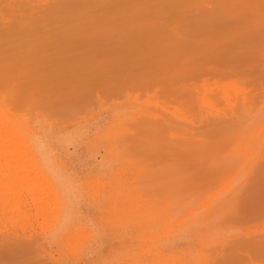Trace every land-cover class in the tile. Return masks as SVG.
<instances>
[{
	"label": "rangeland",
	"instance_id": "374dc122",
	"mask_svg": "<svg viewBox=\"0 0 264 264\" xmlns=\"http://www.w3.org/2000/svg\"><path fill=\"white\" fill-rule=\"evenodd\" d=\"M77 1L80 4H83L82 2L84 0H75L73 3L75 4ZM96 1H99L101 7L105 9L102 10L100 7L98 10L92 11ZM176 1L178 0H166L164 2L165 4L163 5L162 10L165 9L166 13L161 17L163 18L164 16L170 14H175L176 16V13L182 9H184L185 15L182 17H177L175 20L173 19L174 17L171 16V22L168 23L167 27H162V25L159 24V26L156 27V30L160 31L153 32H147L144 27L142 28V26L129 27L130 31L123 33L125 31L123 26L125 25L123 23L125 19L123 17V12H125V10H132V12H136L140 17L151 16L155 18L158 16L156 12L152 10V8L155 7V5L160 4V1L88 0V2L91 3V7L87 5V7H90L87 8V11H89L88 17L89 19L94 17V22L88 20L86 25L82 26V29L77 28L78 31L76 30V32L71 33V23L62 21L60 13L71 6L70 2H72V0H0V56H4V58L1 57L0 59L1 61L2 59L4 60V66L6 64V69L9 66L7 71L12 70L10 68L12 67V72L15 70L18 73L17 74L15 72L16 75L13 73V76H11L9 75V72H7L8 75L6 80L10 77L8 81L13 83L17 75L19 79L21 77V84L20 82L18 83L19 86L17 83L16 84L19 87V90H22L21 92L19 91L18 94L24 96V99L21 97L23 100H21L22 103H24L25 98L29 99V102L33 101L34 104L37 101L39 102V98L41 100L44 99L45 102V93L39 94L38 92V94H36L37 91L40 90L39 86L42 87L44 84L50 88H47V91L50 95L52 93L51 89L53 90V94L56 92V95L52 96L55 98V101H57L55 103L52 100L49 101V98H47L45 105L40 101L39 104L42 103L41 106L43 108H47V106H49V109L51 110L52 108L50 105L52 103L58 107V103H60L58 100L63 101L65 104L68 103V100H71L69 103L74 102L73 105H71L72 107L66 108L69 110V112H66L67 110L62 111V113L66 112L67 116H61L62 118L60 117V126L58 123L59 121L57 122L55 120L56 118L54 119V115L51 114L50 110L44 109L45 111H48V113L46 111L47 114H51V118H53L56 122L55 125L57 124L59 126L57 127L56 125L53 130L54 132L52 131V133H54V137L57 136V138H59L61 141L58 147L64 159L70 165L81 169V171H85L83 174L84 176H88V172H93L92 175L99 172V161L101 160L100 155L97 154V151H94L96 149H94L95 147H92L91 145L94 143V135H96L97 130H108L109 127H111V116L114 112V107L118 108L119 103H121L119 108L123 107L124 104L125 106L127 104L130 105L128 103L129 99L127 98V93L133 95L134 99L141 95L140 98L143 102L141 100L140 101L142 104L147 103L144 102L145 98L147 101H150V97L153 96H148L146 94L147 92L142 93L143 90L140 89L143 88L145 90L149 85L156 89V85H154L156 83H154L155 79L147 80L143 83L141 81V71L137 70L138 67L141 70L146 69V71L147 68L152 66L155 67V65L161 67V64L170 60L173 55L178 56L184 52H187L190 44H198L200 42L198 40L205 35L211 39H217L218 36L219 38L226 36L225 38L231 37L229 42L225 43L223 46L219 45L216 49H218V52L220 53L229 52L231 57L225 58L223 55L220 57V59L214 60L217 62H213V64H215L214 67H217V75L213 74L209 77L206 76L209 72L207 67L205 68L206 65H203L204 67L202 66V69L196 72L202 75L198 79L206 76L205 78H209L210 80H218L219 78L217 76L223 75L224 73L227 74L229 72L228 74H231V77H229L227 81L230 79L236 80V78H243L241 73H244V70L247 69L250 72L251 70H255L256 73L258 72V78H262L264 76V57H262L264 53L261 52V50L264 49V43H256L257 40H260L258 38L259 35L257 34L263 31L262 28L264 27V11H261L258 8L259 6L256 4L259 2L260 4L264 5L263 0H246L247 2L243 4L240 3V0L239 6H241V10L235 11L233 13L234 16L232 17H228V15L221 10L223 5H214L211 3L214 5L212 6L208 2L193 7L189 4L188 0H180V3H176ZM237 2L238 1H236V5ZM197 3H199L198 0L195 2V4ZM78 12V8H76L75 15H78ZM98 12L100 14H98ZM102 12L106 13L104 16L105 19H102ZM91 14L93 17H90ZM113 15H115L114 20L118 22L117 24L113 23V21L110 19ZM100 19L103 20V23L99 22ZM175 22H178L180 25H182L179 30L177 29L178 31H174L173 29V23ZM210 24L214 28L216 27L214 31L211 30L213 27H210ZM116 25V28L112 27ZM243 26L249 27H247L245 30V28L242 29ZM163 28H165L166 35L168 37L165 36L166 39L161 40L159 39V33ZM236 28L238 30H236ZM244 30L247 33H245ZM199 32H201L202 37L198 36ZM203 32L205 34L204 36ZM211 32H213V34ZM234 32L235 35L232 34ZM130 33L132 34L131 38L135 37L137 42L133 41V39H130ZM125 34H127V37H123ZM173 35H176L174 40H172ZM155 40L157 41L156 47L152 45ZM176 46H178V48L174 50L173 48ZM253 49H255V51ZM74 52L77 53L75 54ZM80 58H82L83 61ZM128 59V63H130L129 66L128 63H126ZM173 60H175L173 63L177 62L176 57ZM253 60H256L257 62ZM11 61L14 62L13 64L15 65L18 63L17 66H12ZM98 62H101V66L99 65L100 68L93 65L95 63L100 64ZM0 64L2 66V68L0 67V70H2L4 68L3 61ZM248 64L250 67L247 66ZM18 65L28 66L26 67L27 70L22 67V69H24H21L23 74L21 72L19 73ZM29 66L32 69L29 68ZM89 66H95V69H102L104 74L101 75L102 73L100 74L99 71L98 73L97 71L93 70V68L92 70H88L90 69ZM211 66L212 65L209 67L211 68ZM14 67H18V70ZM28 68L33 70L35 75L32 73V71L28 72ZM146 71L143 73L146 74ZM37 72H39V75L42 79L44 77L43 85L40 84L42 79L40 80V76L37 74ZM90 72L92 74H90ZM29 73L33 74V76ZM97 73L100 74L101 77H98L99 75ZM99 78H102L103 81H100ZM110 78H112L113 81H111L112 79L110 80ZM19 79L18 81H20ZM23 80L30 84L36 83V85L39 82V86L32 84L29 85ZM32 80L36 82H32ZM14 82H16V79ZM97 82L98 84H96ZM102 82H104L103 85H101ZM22 84L26 85V87L28 86L29 90L27 89V91L29 93L30 89L31 92H35V89L37 87L39 88L36 89V93L33 95L34 97L35 95L38 96H36L38 100L35 98L37 100L36 102L34 99L31 101V98L33 97L26 95L28 94L27 91H25L26 94L23 92L26 87ZM152 84L154 86H152ZM68 85H70L71 88L67 90L66 87H68ZM157 86L160 87V85ZM79 87L82 89L85 87V90L83 89V93H81V88L79 89ZM109 87L115 91H111ZM44 88L45 87L41 88L43 92L45 91ZM149 89L150 88L146 90L150 91ZM152 90L153 89L151 88V91ZM69 91H71L70 95ZM73 93L75 94L73 95ZM96 94L99 100H97L98 98ZM182 94L184 95V92ZM58 95L61 96L62 99ZM78 95H80V97ZM262 95L260 96L262 97ZM42 96L44 97L41 98ZM52 96L50 99H53ZM81 99L83 100L81 101ZM258 99L260 100L258 104L255 105L257 108L256 112H259L260 109L264 107V104L261 105L264 98ZM47 100L49 103H51L50 105H47L49 104ZM21 101H19V103H21ZM26 102L28 101L26 100ZM64 103L63 105L65 106ZM132 103L133 100H131V104ZM36 104V106H39L38 103ZM114 104L118 105L114 106ZM84 105L85 107H81ZM128 105L126 107H128ZM56 107L54 109H59ZM61 107L62 110L65 109V107ZM101 107L102 109H100ZM144 108H147L149 111L156 112L155 107H153L151 104H146ZM55 111L53 113H56ZM57 113L60 114V112ZM160 113L162 112L160 111ZM239 113L241 114L242 112H238L237 114ZM254 113H251V116H254ZM245 114L246 113L244 111L243 115ZM138 116L140 115H136V117ZM251 116L249 115V117ZM79 119L82 120L79 121ZM167 119H169V117H167ZM75 121L79 123H75ZM251 121H249V123ZM170 122L172 125L176 126L178 130L189 129L194 131V133L190 134L192 138H195L197 134L200 135L203 133L206 134L208 138L228 136L227 134L230 133V128L233 129L235 126L244 124L242 120H239L237 116H234V114L231 113L226 115H221L219 113H209L204 115L202 112L198 113L197 116L190 115L187 117V119L182 120L170 118ZM64 123H66L68 126ZM147 123V120L143 121V119L137 118L133 120L132 124L130 125L131 129L130 131H127V135L125 134L127 139L129 138L128 140H130V138L134 135L131 140L136 141L135 148L137 149V154L133 155L134 158H137L135 159L136 165L131 170L136 171L137 175L139 174L136 177V180L139 181L140 179L139 193L142 196L144 195L143 197L146 199H153L151 201L152 204H154L153 207H156L154 210L156 211L158 206L161 209L163 206L169 207L168 199L170 198V195L174 196V198L171 197L172 200L174 199L178 201L180 198H182V193H184L183 195L186 197V191H191L192 194H194L193 196L198 197L200 200L197 199L198 201H195L196 204H193L194 206L190 207V209H184L181 214L183 216L180 215V217L184 219L188 216L192 217L194 213H201V215L199 214L200 216H197L198 223H200L201 227L196 224L197 221L195 220L196 222L194 221L195 223L191 224L192 226H185L186 228L182 231H177L174 232V234H171L168 232L169 229L166 226L165 220L163 221V218H160L161 220L159 219L157 222L153 221L154 224H152V222L149 224L145 222L144 225H140V229L142 231L139 229V232L136 235L137 239L135 238L133 241L134 244H132L131 242L133 239L129 238L130 232L128 230H124L125 235L123 233V236H120V232L122 231H119L114 226L112 227L109 225L105 221L106 218L102 219L103 215L97 209L90 207L91 205L88 203H84L82 204L84 205L83 207L89 205L87 208H85V218L87 223L91 224L89 225L93 231L92 234L94 233L95 236L93 235L87 241V244L89 242L91 244L89 243L87 246L85 243L84 246H82L83 248L81 247V249H79V254L73 252L74 254L71 253L70 255H66L63 254V249L65 246H40V242H35L36 240H34V242H29L27 240L28 242H26L25 239L27 238L22 236V240L21 235H18L19 237L14 236L17 238V242L13 240L8 246L0 247L1 263L3 261L2 264H59L58 261L61 260L59 258H64L63 261L67 264H130L132 261L129 259L136 251L138 252L139 256L143 255L140 259L141 261H150L151 263H154L157 261L155 259V254L159 253V250L163 256L169 255L172 250H177L183 253H188L190 250V253L198 257L208 254L210 260L212 261L208 264H264V229H261L264 228V159H257L259 164H255L258 163V161L253 160L247 165L245 170L241 169L242 172L239 171L238 174L235 173L234 175H224L226 170L222 168L221 173L216 172L214 174L208 171V165L200 166L197 163L190 161L189 158H187V155L185 157L183 151L178 148L179 146L177 145V142L179 140L177 138H169V133L166 134V131L162 130L163 128L161 127V123L158 120L155 119L151 125H148ZM139 126L141 129H139ZM220 126L223 128L227 127L229 129L226 128L221 130L219 128ZM67 134L71 136L70 139ZM61 137L66 138L63 140ZM192 138L191 140H193ZM66 139H69L72 142L70 146H64L66 141L67 144L69 142ZM183 141L185 142V140H182V142ZM73 144L76 147H74ZM191 144H193L192 141H190L189 146ZM61 149L63 150L61 151ZM94 157L97 158V160ZM257 167L259 168L255 170ZM171 191L178 194L179 199L176 198L177 196H175L176 194L174 195L173 192V194H171ZM239 196L241 197V199L239 198L238 200L239 202L237 201L238 203H233L231 210L222 214L221 211L223 208L232 203ZM158 201H160V204L157 203ZM87 209L88 211H86ZM188 210L192 213H188ZM98 217L100 218L98 219ZM101 221H103V223ZM143 226L146 227L144 228ZM214 226L218 227L220 232H223V236L219 238L216 237L215 239H209V229L213 228ZM193 227H195V229H193ZM205 227H207V229H204ZM199 230L203 231L201 232ZM188 231L191 235L189 233H185ZM25 233L28 234L27 231ZM20 237L21 239H19V241L18 238ZM35 238H37V236L31 240ZM150 238H153V240ZM143 239L144 243L142 242ZM148 240H150V244L148 243ZM143 244H146V246L144 247ZM130 245L132 246L130 247ZM146 247H149L150 249ZM41 251L46 253H42ZM121 251L123 252L121 253ZM47 253L51 255H48ZM114 253H117V255ZM115 255L117 257L120 256V258H117ZM156 264H160V262Z\"/></svg>",
	"mask_w": 264,
	"mask_h": 264
},
{
	"label": "bare ground",
	"instance_id": "6f19581e",
	"mask_svg": "<svg viewBox=\"0 0 264 264\" xmlns=\"http://www.w3.org/2000/svg\"><path fill=\"white\" fill-rule=\"evenodd\" d=\"M74 1L75 0H72V2H70L71 6L69 8H66L64 11L60 13V17L62 21L71 23V29H72L71 33L76 32L77 28L82 29L83 28L82 26H85L88 20H90L91 22H94L93 15L91 14L90 17H93V18L89 19L88 17L89 11H87V8L91 7V3H89L88 0L87 1L84 0L82 2L83 4H80L78 1L75 2L74 4L73 3ZM159 1H160V4H157L155 5V7L152 8V10L156 12L158 16L155 18L151 16L140 17L136 12H132V10H129V11L125 10V12H123V17L125 18L123 22L125 24L123 25L125 31L123 30L124 31L123 33H127L128 31H130L129 27H137V26H142V28L144 27V29L147 32L160 31V30H156V27L159 26V24H161L162 27L164 26L167 27L168 23L171 22L170 21L171 16L174 17L173 19L175 20L177 17H182L185 15V11L184 9H182L176 13V16L175 14H172V15L170 14L162 18L161 16L166 13L165 9L162 10V7L165 4L164 2L166 0H159ZM196 1L197 0H188L189 4L192 5L193 7L198 6L202 3L205 4L208 2L212 6L223 5L221 10L225 14H227L228 17L234 16L233 13L235 11L241 10V6H239L240 0H198L199 3L195 4ZM236 1H238L237 5H236ZM178 2L180 3V0L176 1V3ZM245 2L247 1L241 0L240 3L243 4ZM211 3H213L214 5ZM87 5L90 7H87ZM94 5L95 6H93L92 11L98 10L101 7L99 1H96ZM256 5L259 6L258 8L261 11H264L263 4H260L258 2ZM76 8H78V11H79L78 15H75ZM101 9L104 10L105 8L101 7ZM98 14L100 13L98 12ZM101 14L103 16L102 19H105L104 16L106 13L102 12ZM110 19L111 21H113V23L115 24L118 23L117 21L114 20L115 15H113ZM99 22L103 23V20L100 19ZM173 24L175 27V28L173 27L174 31H176L177 29L179 30L182 26L178 22L177 23L175 22ZM211 26L212 25L210 24V27ZM112 27L116 28L117 25L112 26ZM247 27L249 26H243L242 29L245 28L246 30ZM215 28L213 27L211 30L214 31ZM236 30L238 29L236 28ZM262 30L263 31L257 34L259 35L258 38L260 40H257L256 43H264V27L262 28ZM211 33L213 34V32ZM232 34L235 35V32ZM204 35L205 34L203 32V36ZM165 36H167L166 30L165 28H163L161 32L159 33V39L164 40L166 39ZM198 36L202 37L201 32H199ZM123 37H127V34H125ZM129 37L130 39H133V41L137 42L135 37L131 38L132 37L131 33ZM225 37L226 36L219 38L218 36V38L215 37L217 39H211V38L206 37L205 35L204 37L198 40L200 41L198 44H190L187 52H184L178 56L173 55V57H171L170 60L162 63L161 67H159L158 65H155V67L152 66V67L147 68V71L146 69L141 70L138 67L137 70L141 71V75H142L141 81L143 83L144 81L155 79L154 83L155 82L156 83L154 85H156L155 86L156 89L154 87H151V85H149L150 87L148 86L146 87V89L148 90V88H150L149 89L150 91H147L146 89L145 91L143 88L140 90H143L142 93L147 92L146 94L148 96L153 95L152 97H150L151 99L149 98L150 101L149 100L147 101V99L145 98L144 102H147L146 103L147 105L151 104L153 107H155V110L158 113H156L155 111L154 112L149 111L147 108H144L146 104L145 103L142 104L143 101L140 98L141 95H139V97L134 99L133 95H131L130 93H127L128 94L127 98L129 99L128 103L131 106L127 104L128 107H126L127 105L125 106L124 104L125 107L123 106L119 108L121 103H119L118 108L114 107L116 104H114V106H111L115 108V109L113 108L114 112L111 116V119H112L111 127H109L108 130H102V131H99L100 129L97 130L96 135H94V138H95L94 143L93 145H91L92 147L93 146L95 147L94 149L96 150L94 151H97V154L100 155L101 160L99 161V168H98L99 172L93 175H92L93 172L92 173L88 172L89 173L88 176L83 175L85 171H81V169H78L75 166L70 165L64 159L58 147L61 141L59 138H57V136L54 137V133H52V131L54 130V127L57 125V124L55 125L56 123L55 120L58 122L61 116L63 117L67 116L66 112H69V110H67L66 108L72 107L71 105H73L74 102L69 103V101L71 100H68L69 104L68 103L65 104L63 101L58 100L60 102L58 103V107H56L54 103H52L53 105L49 103L50 100L56 103L57 100L55 101V98L52 96V95H56V92H54L53 94V90L51 89L52 91L51 95L48 93L47 90L50 88H48L44 84V81H43L44 77L42 79L41 76L39 75V72H37V74L40 76V80L42 79L40 81V84L41 85L44 84V85L42 87L39 86L38 85L39 82L37 83V85L36 83H31V84L35 86H39L41 91L39 90L36 93V89L38 88L37 87L35 89V92L32 91L34 93L31 92V89L29 93L27 91L28 86L26 87V85H24L27 81L25 82V80H23L25 83L23 82L24 84L22 85L26 87V89L23 92L26 94L25 91H27L28 94L26 95H29V97H33L31 98V101L32 99H34L35 102L38 100L36 98L37 95H35V97L33 96L35 93L36 94H38V92L39 94L45 93L47 97L46 96L41 97V98L43 97L45 98V102H44V99L41 100L40 98H39V102L41 101L45 105L46 99L49 98V101L47 100L49 104L47 105L51 104L50 105L52 108L51 110L53 111H51L49 109V106L47 105H46L47 108L45 107L44 108L49 109L51 114L54 115V119L55 118L56 119L54 120L53 118H51L52 117L51 114L50 113H49L50 115L47 114L48 111L46 110L47 111L46 113L45 109L41 106L42 103L39 104L38 101L36 103H38L39 106H36L37 104L36 103L34 104L33 101L29 102L30 100L27 98H25L24 103H22L23 100L21 99V97L24 99V96L23 95L21 96V94H18L20 91L18 87L19 86L18 83L20 82L21 84L22 79L21 77L19 79L17 75L16 76L17 78L14 76L16 79V82H14L15 81L14 77H13L14 79L13 83L11 81H8L10 79L9 76H8L9 78L6 80L7 75H8L7 72H9V75L11 76H13L12 75L13 73L16 75L17 72L15 70L14 72H12L13 70L12 67H10L12 70L7 71L9 69V66L6 69L5 68L6 64L4 66L5 62L2 59L4 68L0 70V247L8 246L11 241L17 240V238H15L14 236L19 237L18 235H21V237L23 236L24 238H27L25 239L26 242L28 241L34 242V240H36L35 242L37 241L38 243L40 242V246H65V248L63 249V254L70 255L73 252H76V254H79L78 253L79 249H81V247L84 246L85 243L88 246L90 242L87 244V241L94 235V233L92 234L93 231L91 230V227H90L91 224L89 223L90 224L89 225L85 218V208H87V206L89 205H91L90 207L97 209L103 215L102 216L100 214L102 216V219L106 218L105 221L109 225H111L112 227L114 226L119 231H122L120 232V236H123V233L125 235L124 230H128L130 232L129 238L133 239L131 242L132 244H134L133 241L135 240L136 235L139 232L140 225H144L145 222H147L148 224L152 222V224H154L153 221L157 222L160 218H163L162 219L163 221L165 220L166 226L169 229L168 232H170L171 234L172 233L174 234V232H177V231H182L183 229L186 228L185 226L190 227V225L195 223L196 221H197L196 224L199 227H201L200 223H198V220H197V216L199 214L201 215V213H196V214L194 213L192 217L188 216L189 218L185 217L184 219L180 217L184 209H187V208L190 209V207L194 206L193 204H196L195 201L200 200L198 199V197L193 196L194 194H192L191 191H186L185 193L187 194L186 197H184L183 195L184 193H182L181 196L182 198L183 197L184 198L183 199L180 198V200L178 201L174 199L172 200L174 196L170 195V198L168 199L169 207L165 206L166 207L165 208L163 206V208L161 209L157 205L159 211L158 209L154 211L156 207L155 206H154L155 208L153 207L154 204H152V201H151L153 199L151 198L146 199L145 197H143L144 195L142 196L139 193L140 179L139 181L136 180V177L139 174L137 175L136 171L131 170L136 165L135 159L137 158H134L133 156L134 154H137L136 152L137 149L135 148L136 141L131 140L134 135L130 138V140H128L129 138L127 139V136H125V134L127 133V131H130L131 129L130 125L132 124L133 120L137 118L143 119V121L147 120L148 125H151V123H153L156 119L161 123L160 125L163 128L162 130H165L166 134L169 133V138H173V139L177 138L179 140L177 142V145L179 146L178 148H180L183 151V153L185 154V157L187 155L188 156L187 158H189L190 161L197 163L200 166L208 165L209 167L208 171L214 174L216 172L221 173V168L226 170V173L224 175H228V174L234 175L235 173L238 174L239 171L242 172L243 169L245 170L247 165L251 163L253 160L255 161L257 159L258 160L264 159V107L262 106L263 108L260 109L259 112H256L257 108L255 106L256 104H258L260 100L258 98H264V79H263L264 76L262 78L261 77L258 78L257 77L258 72L256 73L255 70H251L250 72L246 68L249 72L247 70H244V73H241L243 78H239V79L236 78V80L230 79L229 81H227L228 78L231 77V74H228L229 72L228 73L226 72L227 74L224 73L223 75L217 76L219 78L218 80L217 79L210 80L209 78H205L206 76L209 77L213 74L217 75V72H218L217 67H214L215 64H213V62L214 63L216 62L214 61L215 59L216 60L220 59V57H222L223 55L225 58L231 57L229 55V52L220 53L218 52V49H216L219 45L223 46L225 45V43L229 42V39H231V37H228V38H225ZM175 38H176V35H173L172 40H174ZM156 40L152 44L155 47L157 44ZM177 48L178 46L174 47L173 49L175 50ZM253 50L255 51V49ZM261 52L264 53V49L261 50ZM1 57L4 58V56H0V58ZM175 57L177 58V62L173 63L175 61L173 60ZM262 57H264V54L262 55ZM80 59L82 60V58ZM129 59H132V58H129ZM129 59L126 61V63L129 62ZM2 61L0 59V63H2ZM253 61H256V60H253ZM13 63L14 62H12V66H17L18 64L17 63L15 65ZM98 63L100 64L95 63L93 65L98 66V68H100L99 65L101 66V62H98ZM80 64H81V61H80ZM129 64L130 63H128V66ZM203 65L204 66L206 65L205 68L207 67V70L209 73L205 77L203 78L201 77V79H198L202 75L196 72L201 70ZM210 65H212L213 67L211 66L210 68L209 67ZM20 66L18 65L19 73L22 70L26 69V67H28V66L22 65L20 68ZM247 66L250 67L249 64ZM0 67L2 68L1 64H0ZM18 67H14V68L17 69ZM22 67H24V69H22ZM94 67L91 66L90 69L88 70H92L93 68V70L97 72L99 71L100 74L102 73L101 75L104 74L102 69L101 70L98 68L95 69ZM29 68L31 67L29 66ZM31 69H29L28 72L32 71V73L34 74L33 70ZM144 71H146L145 72L146 74L143 73ZM33 74L31 75L33 76ZM90 74L92 73L90 72ZM100 74H98L99 75L98 77H101ZM18 79L20 81H18ZM99 79L100 81L101 80L103 81L102 78H99ZM111 79L112 78H110V80ZM33 81L34 80H32V82ZM111 81H113V79ZM16 83L18 84V86ZM103 83L104 82H102L101 85H103ZM28 84L31 85L30 83ZM96 84H98V82ZM70 85H68V87L65 86L67 90L71 88ZM154 85L152 84V86ZM157 85H160V87ZM43 87H45L44 89L46 92L42 91L41 88ZM80 88L81 87H79V89ZM109 88L111 89V91H115L111 87ZM151 88L153 89L152 91H151ZM83 89L85 90V87ZM83 89L81 88L80 90L81 93H83ZM70 92L71 91H69V95L71 94ZM183 92H184V95L182 94ZM75 93H73V95ZM260 95H262V97ZM51 96L53 97L54 100L50 99ZM78 96L80 97V95ZM59 97L62 99L61 96ZM130 99L133 100L132 104H131ZM26 100L28 102H26ZM82 100L83 99H81V101ZM97 100H99V98ZM19 101H21V103H19ZM262 101H261L262 102L261 105L264 104V100ZM63 103L65 104V106L63 105ZM59 104L63 106V108L65 107V109L62 110V107ZM55 107L59 109H54ZM81 107H85V105ZM100 109H102V107ZM64 110H67V111L62 113V111ZM212 110H215V111H212ZM54 111L56 113H53ZM160 111L162 113H160ZM244 111L246 113L245 115H243ZM57 112H60V114ZM200 112L204 113V115L209 114V113H219L221 115L222 114L226 115L228 113H231V114H234V116H237L239 120H242L244 124L235 126L233 129L230 128L231 130L229 131L230 133L227 134L228 136L208 138L206 134L203 133L200 135L197 134L195 138H192L190 134L194 133V131L189 130V129L178 130L177 127L172 125V123L170 122V118L182 120V119H187V117H189L190 115L197 116L198 113ZM238 112H242L243 114L242 113H241L242 115L240 113L237 114ZM251 113L252 114L254 113V116L253 115L251 116ZM136 115H140V116L136 117ZM249 115L251 117H249ZM167 117H169V119H167ZM80 120L82 119H79V121ZM249 121L251 122L249 123ZM58 123L60 126L61 121H59ZM75 123H79V122L75 121ZM71 124H74V123H71ZM59 126L57 125V127ZM219 128L222 130V129H226L227 127L223 128L222 126H220ZM139 129H141L140 126H139ZM61 138H63L64 140V138L66 137H61ZM70 138L71 136H69V139ZM191 138L193 140H191ZM69 139H66L69 142L67 144V141H66V144H64V146L65 145L70 146L72 142ZM182 140H185V142L184 141L182 142ZM130 141L133 143H131ZM190 141H192L193 144L189 146ZM74 147L76 146L74 145ZM62 150L63 149H61V151ZM93 154H96V153H93ZM95 159L97 160V158ZM255 164H259V161L258 163H255ZM258 168L259 167L255 168V170ZM172 192L173 191H171V194L174 193ZM175 194L176 193H174V195ZM175 196H177L176 198H178V194H176ZM239 198L241 199V197L239 196L232 203L224 207L221 213L224 214L225 212L230 211L233 203L235 204V202H237ZM84 203H88L89 205H86L85 207H83L84 205L82 204ZM157 203L160 204V201H158ZM161 206H162V203H161ZM86 211H88V209ZM189 212L190 211L188 210V213ZM99 218L100 217H98V219ZM101 222L103 223V221ZM105 226H102V227H105ZM143 227L145 228L146 226H143ZM193 229H195V227H193ZM204 229H207V227H205ZM261 229H264V228H261ZM26 231L28 232V234L25 233ZM209 231H210V234H209L210 237L208 236L209 239H215L216 237L219 238L223 236V232L222 231L220 232L218 227L214 226L213 228L209 229ZM185 233L188 234L189 231ZM36 236L37 238L31 240L32 238ZM21 237L18 238V240L21 239ZM23 237H22V240H23ZM151 240H153V238ZM149 241L150 240H148V243L150 244ZM142 242L144 243V239ZM131 246L132 245H130V247ZM145 246L146 244L144 245V247ZM146 248H149V247H146ZM41 252L46 253L44 251H41ZM122 252L123 251H121V253ZM117 253H114V254L117 255ZM47 254L51 255L49 253ZM155 255H156L155 259L157 260V261L155 260L156 262L154 263H151L150 261L144 262L140 260L143 255L139 256L138 252L136 251L134 254H132L131 258L129 259L132 261V263L130 262L129 263L130 264H156L160 262V264H208L212 262L208 254H204L203 256L198 257L190 253V250L188 253L187 252L183 253L177 250H174V251L172 250L169 255L164 254L165 256H163L159 250V253ZM118 257L120 258V256ZM59 259H61L60 261H58L59 264H67L63 261L64 258L63 259L59 258ZM2 263L0 260V264ZM246 264H250V263H246Z\"/></svg>",
	"mask_w": 264,
	"mask_h": 264
}]
</instances>
